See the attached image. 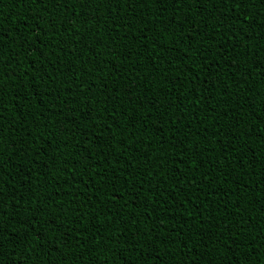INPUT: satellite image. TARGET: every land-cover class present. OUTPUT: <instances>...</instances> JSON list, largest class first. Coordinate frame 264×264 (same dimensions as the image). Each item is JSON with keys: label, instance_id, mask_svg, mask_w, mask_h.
Returning <instances> with one entry per match:
<instances>
[{"label": "trees", "instance_id": "16d2710c", "mask_svg": "<svg viewBox=\"0 0 264 264\" xmlns=\"http://www.w3.org/2000/svg\"><path fill=\"white\" fill-rule=\"evenodd\" d=\"M262 63L264 0H0V264H264Z\"/></svg>", "mask_w": 264, "mask_h": 264}, {"label": "snow or ice", "instance_id": "6c2138e0", "mask_svg": "<svg viewBox=\"0 0 264 264\" xmlns=\"http://www.w3.org/2000/svg\"><path fill=\"white\" fill-rule=\"evenodd\" d=\"M237 7H239V5L237 4ZM114 10V9H113ZM259 71L260 72H264V63H262L260 66H259ZM129 91L131 92L132 89H129Z\"/></svg>", "mask_w": 264, "mask_h": 264}]
</instances>
